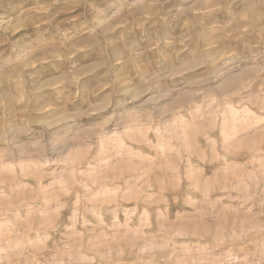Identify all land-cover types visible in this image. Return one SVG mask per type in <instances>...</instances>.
Here are the masks:
<instances>
[{
	"label": "rangeland",
	"instance_id": "rangeland-1",
	"mask_svg": "<svg viewBox=\"0 0 264 264\" xmlns=\"http://www.w3.org/2000/svg\"><path fill=\"white\" fill-rule=\"evenodd\" d=\"M0 264H264V0H0Z\"/></svg>",
	"mask_w": 264,
	"mask_h": 264
}]
</instances>
